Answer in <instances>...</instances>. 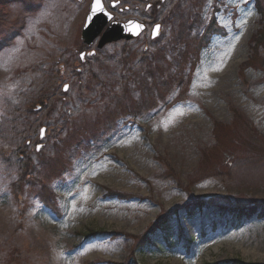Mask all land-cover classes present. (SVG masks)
I'll return each mask as SVG.
<instances>
[{"label":"rangeland","instance_id":"374dc122","mask_svg":"<svg viewBox=\"0 0 264 264\" xmlns=\"http://www.w3.org/2000/svg\"><path fill=\"white\" fill-rule=\"evenodd\" d=\"M102 1L114 20L148 24L138 40L98 52L104 69L78 59L90 51L80 32L91 0H0V264H264V47L251 49L261 28L253 0H169L201 20L162 55L166 25L145 45L154 0ZM142 57L162 74L135 97L118 96L120 81L104 93L92 80ZM191 200L214 209H181L174 246L133 251ZM228 206L255 214L217 216Z\"/></svg>","mask_w":264,"mask_h":264},{"label":"trees","instance_id":"16d2710c","mask_svg":"<svg viewBox=\"0 0 264 264\" xmlns=\"http://www.w3.org/2000/svg\"><path fill=\"white\" fill-rule=\"evenodd\" d=\"M189 1L191 2L192 0H189ZM153 3L154 4L152 5V9H151L152 13L158 12L159 9H163V10L166 9V12L163 14L161 23L163 25H166V27H168L170 31V36L167 42L165 43V45L160 49L161 52L159 51V54L162 55L165 52L170 51V50L175 51L176 47H179L182 43L187 41L191 31H196L197 29H199L198 24H200L199 22L201 20V18H199L200 16L199 12L198 13L196 12L198 17L195 16L196 13L194 12L192 15H187L185 13H182V11H179L180 3H177V2L172 6L170 5L168 8H166V4H163L161 0H154ZM254 4H255L256 12L258 13L260 20H261L260 21L261 28L256 32V34L250 40L254 41L253 47L251 48L252 51L256 49L258 51L260 47H264V21H262L264 18L263 16L264 13L261 7V0H254ZM26 5L30 7L32 5V1L28 3L26 2ZM191 7H194V5ZM190 16H193V17H190ZM209 30H210V27L206 26L205 34L209 33ZM128 53H129L128 51L121 52V60H123L125 64H127L126 62L128 61V58H129ZM251 57L252 56H250V58ZM94 61L98 63V58H95ZM141 61L144 62L143 65H137V66L136 65H123L124 74L111 73L110 75H107L103 73V74H99L98 79L100 80H98L96 77H95L97 79V80L95 79L96 81H94V79L92 80L93 82L95 83L97 82L99 84V88L102 91H104V93H106L105 86L107 84H115L116 82L120 81L122 83L121 88H120L121 94H119L118 96L124 97L126 95L125 92L127 91L128 98L135 97L139 93L137 91H139L140 88L144 89L145 87H148V85L150 84V81H152V79L155 78V74H158L159 76L160 74H162V68L159 69L158 66L155 68V65H152V57L150 59H147L146 57H142ZM93 66L94 67L98 66L99 68H103V69L105 68L102 65H93ZM146 73H147V77L144 78L143 81H141L142 80L141 76ZM77 75H80V73ZM101 78H103L104 80H102ZM106 81H108L109 83ZM114 91H115V88H114ZM63 95L64 94H62V96ZM128 110L129 111L127 112H130V113H132L133 111L139 112L138 107H136L135 109H128ZM111 195L112 194L110 193V196ZM115 195L118 196L117 194ZM120 197H123V196L120 195ZM210 207L214 209V206L205 204L202 201L191 200L186 205L182 206L179 210L178 209L174 210L170 212L169 214H167L163 219L154 221V223H152L149 229L142 235L141 241L135 244V246L133 247L134 248L133 251L142 250L143 248L149 247L152 245H157L159 247V250H162V242L168 243V241L170 242L167 244V246L169 247L174 246L175 241L170 240V237L173 234V231L170 225L171 217L177 216L181 209L185 210L188 216H193L195 212H201L202 210H205V209L208 210V208ZM259 207L261 208L262 215H264V205L261 204ZM229 209L231 208L228 206L227 208H223L220 210L215 209V210L217 211L216 212L217 216H220V217L230 216L239 221L242 219H249L255 214V211L252 208H248V207H245L243 209L241 208L235 209V210H232L231 212H228ZM159 233L160 235L163 236V238H158ZM123 264H127V262ZM132 264H135V263H132ZM229 264H243V263L239 260H233Z\"/></svg>","mask_w":264,"mask_h":264},{"label":"water","instance_id":"95a60500","mask_svg":"<svg viewBox=\"0 0 264 264\" xmlns=\"http://www.w3.org/2000/svg\"><path fill=\"white\" fill-rule=\"evenodd\" d=\"M93 3L94 0H92L91 6ZM101 5L103 6L102 0ZM91 6L81 30V39L85 45L90 46L94 42V40L99 37L97 48L101 49L104 45L112 42L135 39L143 32L145 28L144 25L133 20H130L126 23L113 21L109 23L112 19V15L106 11L104 6L103 12H99L95 16H92L91 19H89V16H91ZM111 6L113 7V4ZM104 13H107V15H105ZM109 16L111 17V19H109ZM136 25H140L142 27L140 29H137ZM156 26L154 27V30L152 32V37L157 36V31H155ZM134 32L135 34H133ZM44 131L45 129L42 128L41 137Z\"/></svg>","mask_w":264,"mask_h":264},{"label":"flooded vegetation","instance_id":"af4514ba","mask_svg":"<svg viewBox=\"0 0 264 264\" xmlns=\"http://www.w3.org/2000/svg\"><path fill=\"white\" fill-rule=\"evenodd\" d=\"M125 8L127 9V7H125ZM120 10H121V9H120ZM146 11H150V5H149V4L146 5ZM155 23H156V22H155ZM155 23H154L153 21H151V22H150V25L153 26V25H155ZM144 24L146 25V27H148L147 23H144ZM146 32H147V31H145V33H146ZM145 33H144V34H145ZM151 34H152V33L150 32V34H149V39L147 38V40H145V41H146V42H145V45H148L150 42L153 41V40L150 38V37H151ZM91 48H92V46H91L90 48H88V47H83V49H90V51L92 50ZM146 50H147V48L145 49V51H146ZM90 51H89V52H90ZM82 53H86V54L83 56V57H84L83 59H81V54H82ZM87 53H88L87 51H84V50H83L82 52H80V53L78 54L79 63H82V64L84 63L83 65H90V63H91L90 61H91V60H90L89 58H90V57H93V56H89ZM77 64H78V63H77ZM82 64H81V65H82Z\"/></svg>","mask_w":264,"mask_h":264},{"label":"snow or ice","instance_id":"6c2138e0","mask_svg":"<svg viewBox=\"0 0 264 264\" xmlns=\"http://www.w3.org/2000/svg\"><path fill=\"white\" fill-rule=\"evenodd\" d=\"M116 5L113 4V7H115ZM104 9H103V6L101 5V0H94V3L92 4L91 6V16H89V19L92 18V16H95L97 13L99 12H103ZM105 15H107V13H104ZM109 19H111V17L109 16ZM127 27V26H126ZM142 26L140 25H136V28L137 29H140ZM159 30V25L156 26V29L155 31H158ZM135 34V32L133 33ZM83 55L81 56V59H83ZM64 90L67 92L68 91V85H65L64 86ZM39 147L40 146H37V150H39Z\"/></svg>","mask_w":264,"mask_h":264}]
</instances>
